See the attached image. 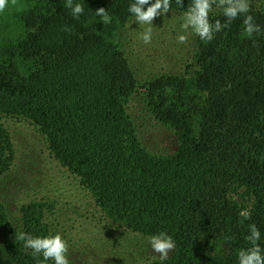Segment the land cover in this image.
<instances>
[{"label": "trees", "instance_id": "1", "mask_svg": "<svg viewBox=\"0 0 264 264\" xmlns=\"http://www.w3.org/2000/svg\"><path fill=\"white\" fill-rule=\"evenodd\" d=\"M134 2L74 0L84 7L76 19L66 0H29L12 18L0 16V184L17 176L2 119L28 121L108 220L145 237H173L167 260L145 264H238L251 246L250 224L264 248V9L248 13L259 34L246 37L240 15L210 42L194 36L184 73L141 82L119 38L136 19ZM190 3L171 0L168 13L183 15ZM101 7L108 24L96 15ZM210 20L225 23L223 10L214 6ZM133 96L171 132L166 152L144 144V124L128 109ZM53 208L47 199L17 206L0 189V264L43 259L17 236L54 235Z\"/></svg>", "mask_w": 264, "mask_h": 264}, {"label": "rangeland", "instance_id": "2", "mask_svg": "<svg viewBox=\"0 0 264 264\" xmlns=\"http://www.w3.org/2000/svg\"><path fill=\"white\" fill-rule=\"evenodd\" d=\"M26 4L29 0H17L16 5L9 0L0 16L12 18ZM250 6L264 9V0H250ZM182 16L166 13L156 17L153 26L138 24L134 19L121 30L119 38L125 55L141 82L163 73H184L194 51L195 34L191 30L182 32ZM149 27L152 40L145 44L140 36ZM180 34L187 36L185 43H178ZM128 109L143 122L147 132L141 134L150 151L164 153L172 147L171 132L148 117L137 96L130 100ZM2 122L12 138L13 170L17 176L8 187L1 182V192L17 206L30 200L53 202L47 221L54 234L60 233L67 240L71 264H145L159 259L148 242L149 237L126 231L104 216L77 178L49 156L42 137L28 121L2 119Z\"/></svg>", "mask_w": 264, "mask_h": 264}, {"label": "clouds", "instance_id": "3", "mask_svg": "<svg viewBox=\"0 0 264 264\" xmlns=\"http://www.w3.org/2000/svg\"><path fill=\"white\" fill-rule=\"evenodd\" d=\"M12 5H16L17 0H10ZM176 3L183 8L182 0H176ZM9 6V0H0V12H3ZM145 6H147L145 8ZM221 8L226 22L221 23L216 20L214 23L210 20V13L213 7ZM65 7L71 9L74 18L78 19L84 12L81 3H74V0H66ZM171 9V0H135L129 6V11L134 14L138 24L152 25L153 20L169 12ZM250 0H191L187 11L183 13L180 28L182 32H191L197 35L201 40L212 41L217 32L229 27L230 23L238 16L244 15V35L251 38L254 34H259L261 28L255 23L254 17L250 14ZM96 15L100 17L103 24L111 22V17L106 9L101 7L96 10ZM65 31H70L66 28ZM145 44H150L152 40V28H147L140 36ZM178 43H185L187 36L180 34L177 37ZM243 220L251 218V213L244 210L240 213ZM243 220L241 222H243ZM249 235L246 237L250 243L247 249H241L238 253V264H264V248L259 244L261 232L253 223L249 226ZM17 239L24 241V246L32 250L34 257L42 255L43 259H37L36 264H48L52 260L54 264H71L69 260V246L60 233L40 237L33 236L30 233L21 232ZM154 253L159 255L161 262L168 259L169 253L176 248V242L171 235L161 231L158 234L148 238Z\"/></svg>", "mask_w": 264, "mask_h": 264}]
</instances>
